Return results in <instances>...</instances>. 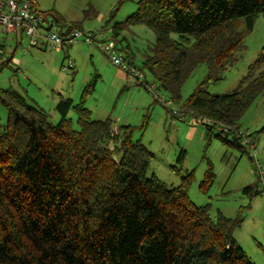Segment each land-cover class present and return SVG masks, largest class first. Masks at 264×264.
Wrapping results in <instances>:
<instances>
[{"label": "trees", "instance_id": "16d2710c", "mask_svg": "<svg viewBox=\"0 0 264 264\" xmlns=\"http://www.w3.org/2000/svg\"><path fill=\"white\" fill-rule=\"evenodd\" d=\"M42 13L64 24L62 17ZM259 16L264 0H139L137 10L110 31L117 44L135 26L154 33L139 65L129 46L120 51L143 74L138 86L149 89L148 72L174 103L181 104L184 83L205 65L204 81L179 112L202 122L207 137L220 127L216 137L227 143L232 135L239 146L240 120L264 96V50L233 93L212 95L207 87L238 60ZM76 28L82 31L75 24L62 32ZM4 59L5 52L1 66L9 62ZM63 67L75 68L69 62ZM92 88L77 105L59 101L57 124L18 91L0 90L7 111L0 126V264H254L234 237L241 215L218 212L213 219L210 206L195 205L188 194L192 174L177 187L148 175L154 155L134 141V128L115 130L111 119L94 120L83 106ZM206 180L208 187L214 182L211 168ZM256 188L244 192L259 195Z\"/></svg>", "mask_w": 264, "mask_h": 264}, {"label": "rangeland", "instance_id": "374dc122", "mask_svg": "<svg viewBox=\"0 0 264 264\" xmlns=\"http://www.w3.org/2000/svg\"><path fill=\"white\" fill-rule=\"evenodd\" d=\"M35 1L41 12L62 17L64 24H58L59 27L54 26V29L65 26L66 30L80 24L87 34H104L100 40L104 45L113 42L119 52L129 46L128 49L137 56L136 65H139L141 55L155 43L154 33L144 26L124 32L119 36L118 44L111 37V27L130 17L137 10L139 0ZM112 14L114 16L107 24ZM48 20L54 22L52 15ZM105 26L106 30H102ZM8 39L6 57L9 62L0 65V90L18 91L30 103L42 108L52 124H57L59 101L70 98L77 105L85 88L93 84L83 102L92 119L109 118L115 130L122 126L133 127L134 141H140L154 155L148 175L155 174L168 186L177 187L184 177L192 174L189 197L197 206H210L213 219L218 212L228 218L240 214L243 223L234 237L254 264H264V195L250 196L244 192L245 187L262 186L255 161L264 164V96L259 97L241 118L236 134L238 146L232 135L228 137L229 143L216 137L220 127H216L209 138L206 126L191 114L173 113V110L180 111L182 102L204 81L205 65L199 66L184 83L182 102L177 104L172 102L169 93L157 88L148 72H144L146 81L155 88L138 86L139 82L133 76L112 64L109 55L97 43L88 45L79 40L52 51L31 48L27 37L20 39L17 46L11 41L12 36ZM263 50L264 17L259 16L244 47L237 52L238 60L221 73V81L208 84V92L212 95L233 93ZM121 53L125 57V52ZM70 61L74 62L75 68L64 70L63 66L66 64L67 67ZM259 71H264V63ZM69 118L76 122L74 110ZM6 123L7 111L0 105V126ZM245 138L253 141V148ZM182 155L184 159L180 163ZM210 168L214 182L208 187L206 175Z\"/></svg>", "mask_w": 264, "mask_h": 264}, {"label": "built area", "instance_id": "2783aa9c", "mask_svg": "<svg viewBox=\"0 0 264 264\" xmlns=\"http://www.w3.org/2000/svg\"><path fill=\"white\" fill-rule=\"evenodd\" d=\"M54 26L59 27L58 23L55 21L51 23L42 12L38 11L36 2L33 0H0V61L3 60L4 56L2 39L9 36L15 38V45H17V38L22 34L28 38L31 48L52 51L61 50L81 40L82 43L88 45L97 43L98 47L109 55L114 66L121 68L136 80H142L143 74L126 61L113 42L104 45L100 41L105 36L104 34H87L78 29L64 33L62 32L63 27L57 30L54 29ZM74 66V62L70 61L69 67ZM148 88L153 89L154 85H148ZM168 104L171 106V103ZM173 113L176 115L179 111L173 110ZM245 140L253 148L252 141L246 138ZM255 170L262 182V186L257 187L256 191L264 195V164L255 161Z\"/></svg>", "mask_w": 264, "mask_h": 264}, {"label": "crops", "instance_id": "0c3cea01", "mask_svg": "<svg viewBox=\"0 0 264 264\" xmlns=\"http://www.w3.org/2000/svg\"><path fill=\"white\" fill-rule=\"evenodd\" d=\"M8 40H10V39H2V41H3V45L5 46V48H4V52H5V59L4 60H7V57H6V45H7V41ZM11 41H12V39H11ZM21 43V42H20ZM17 46V45H16Z\"/></svg>", "mask_w": 264, "mask_h": 264}]
</instances>
